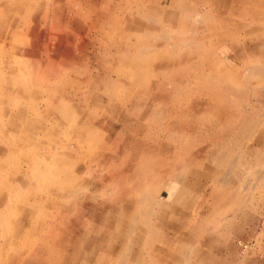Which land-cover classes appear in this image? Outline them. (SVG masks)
Segmentation results:
<instances>
[{
    "label": "rangeland",
    "instance_id": "374dc122",
    "mask_svg": "<svg viewBox=\"0 0 264 264\" xmlns=\"http://www.w3.org/2000/svg\"><path fill=\"white\" fill-rule=\"evenodd\" d=\"M0 35V105L25 82L33 150L55 153L48 182L84 189L29 206L23 133L0 125V161L20 183L6 168L0 182L38 216L19 214L15 244L45 239L32 264L73 245L67 264H264V0H0ZM25 102L0 119L24 126Z\"/></svg>",
    "mask_w": 264,
    "mask_h": 264
},
{
    "label": "bare ground",
    "instance_id": "6f19581e",
    "mask_svg": "<svg viewBox=\"0 0 264 264\" xmlns=\"http://www.w3.org/2000/svg\"><path fill=\"white\" fill-rule=\"evenodd\" d=\"M82 1V0H81ZM160 1V0H159ZM33 2V1H32ZM35 2V1H34ZM42 2V1H41ZM31 3V2H30ZM36 3V2H35ZM43 3V2H42ZM72 3V2H70ZM87 3V2H86ZM89 3V2H88ZM12 4V3H11ZM14 4V3H13ZM46 4V2H45ZM33 5V4H32ZM68 5V4H67ZM71 5V4H70ZM12 6V5H11ZM24 6V5H23ZM17 7V6H16ZM39 7V6H38ZM41 7V6H40ZM39 7V8H40ZM42 8V7H41ZM14 9V8H13ZM19 9V8H18ZM70 10V9H69ZM117 10V9H116ZM41 11V10H40ZM71 11V10H70ZM32 12V11H31ZM41 13V12H40ZM30 14V13H29ZM44 14V13H43ZM126 14V13H125ZM46 15V14H45ZM45 15H43L45 17ZM112 15V14H111ZM97 17V16H96ZM134 17V16H131V18ZM105 18V17H104ZM126 18V16H125ZM124 18V20H125ZM129 18V17H128ZM147 19V18H146ZM44 20V19H43ZM72 20V19H71ZM111 20V19H110ZM141 22V19L139 20ZM138 21V22H139ZM99 22V21H98ZM113 22V21H112ZM117 22V21H116ZM131 22V21H130ZM133 23V22H132ZM33 24V23H32ZM31 24V25H32ZM130 24V23H129ZM128 24V25H129ZM139 24V23H138ZM137 24V25H138ZM59 25V24H58ZM117 25V24H116ZM139 26V25H138ZM141 26V25H140ZM139 28V27H138ZM44 29V28H43ZM137 30V29H136ZM45 32V31H44ZM135 32V31H134ZM47 33V32H46ZM136 34V33H134ZM2 36V35H0ZM86 39V38H85ZM5 40V39H3ZM158 43V42H157ZM42 44V43H41ZM47 44V43H46ZM77 44V43H76ZM133 45V44H132ZM43 46V45H42ZM149 46V45H148ZM147 46V47H148ZM160 48V47H159ZM8 49V48H7ZM129 49V48H128ZM132 49V48H131ZM122 50V49H121ZM184 51V50H183ZM108 53V52H107ZM109 54V53H108ZM124 55V54H123ZM157 56V54H156ZM158 57V56H157ZM104 61V60H103ZM102 61V62H103ZM34 63V62H33ZM151 64V63H150ZM16 74L15 76H19L20 74L22 73H26V69L23 67V68H17L16 69ZM11 73H13V70L11 71ZM11 75V74H10ZM13 80V79H12ZM10 80L11 83L15 84L14 81ZM88 80V79H87ZM34 81V80H33ZM78 82V81H77ZM36 84V83H35ZM24 85V88H22V91L21 93L18 92V93H14L12 92V90H10V92H8V94L5 96L6 97V101H4L6 104H9L11 102H15L16 100H18L19 98H26L27 95H25V93H23V91H25V82L23 83ZM29 87V86H27ZM158 88V87H157ZM161 88V87H160ZM154 91V90H153ZM163 91V90H162ZM51 92V91H50ZM175 92V91H174ZM105 94V93H104ZM29 97V95H28ZM157 99V98H156ZM0 104H2L0 102ZM52 105V104H51ZM49 106V105H48ZM107 108V107H106ZM4 111H5V104L3 105H0V116L2 114H4ZM30 114H33L35 115V117H31L28 115H26L24 118H25V124L24 126H22L20 128V124L17 122V123H12V122H9L7 127H8V131L7 132H2V135H4L5 137L7 136H13L15 137L16 136V133H18L19 131L21 133H23V136H20L18 137L17 140H23L25 138H30V140H27L26 144H24L23 148H22V152L23 154H21L22 157L26 158V159H29V160H32L33 161V165H34V168L35 170L33 171V174L32 176L36 179L35 182L38 184V188L39 189H43L46 190L48 188L49 185H45V184H41V180L42 178H53V171L56 172L57 174V171L53 168H51L50 164L48 163L49 167H44V166H41V164H47L45 161H52L54 160V156H55V153L53 151L50 152V154H47V155H43L41 153H37V152H33V148L35 147V141L31 139V136L33 135L35 129L32 128V127H28L27 123H29V119L30 118H37L38 116V112L35 110V107H31L30 108ZM77 118V117H76ZM100 118V117H99ZM1 120V119H0ZM75 128L74 125H71L70 126V129H73ZM105 128V127H104ZM70 131V130H69ZM45 132V131H44ZM70 134H71V131H70ZM18 135V134H17ZM71 139H74L78 142V144L80 146H82L83 144L82 143V139H79V137H75L73 138V136L71 135L70 136ZM16 140V139H15ZM66 140V139H65ZM68 142H70V138L67 139ZM64 144V143H63ZM68 147V146H67ZM70 148V147H68ZM10 149V148H9ZM1 150V148H0ZM137 155V154H135ZM20 156V157H21ZM61 155H59L58 157H60ZM22 159V158H21ZM30 163V162H29ZM30 165V164H29ZM7 167L8 165L2 163L0 161V170H3V168H6L4 171H7ZM3 174H5V172H3ZM3 181L4 183H6V181H9L11 183H14L16 185L19 186V183H20V179L18 177H16L15 175H12V173L10 175H8L7 173L4 175V178H3ZM18 181V182H17ZM26 181V179H25ZM53 182V181H52ZM12 186V185H11ZM14 187V186H13ZM14 189V188H13ZM0 192H1V195H0V226L3 225L4 229H5V232L7 233V235L10 234V232H17V229L20 228V219H19V216L22 214L26 215L29 217V211H31V209L29 208H24V207H21L20 206V201L19 199H12V196L11 194L9 193V190H8V187H6V185H4L2 182H0ZM3 192V193H2ZM14 192V190H13ZM46 193V195H49V192L48 191H44ZM30 195V194H28ZM17 196V195H16ZM157 199L154 200L155 203H162V201H160V196L156 197ZM31 200L32 198L31 197H27L26 198V202L29 204V206L31 205ZM37 200V197L33 198L32 201H36ZM224 204V203H223ZM20 214V215H19ZM30 225L32 227V223L30 222ZM29 227V226H28ZM4 232V231H3ZM28 233V231H26V234ZM5 234V233H4ZM3 236V235H2ZM7 245V242L6 240H3L1 243H0V249L3 247V246H6ZM19 246L20 247H25L24 244H20L19 243ZM7 255H9V252H7ZM7 258V261H6V264H11V263H16V264H21V256L20 255H16L14 257L15 261L13 258H10L9 256L6 257ZM117 263V262H116ZM0 264H1V260H0Z\"/></svg>",
    "mask_w": 264,
    "mask_h": 264
},
{
    "label": "crops",
    "instance_id": "0c3cea01",
    "mask_svg": "<svg viewBox=\"0 0 264 264\" xmlns=\"http://www.w3.org/2000/svg\"><path fill=\"white\" fill-rule=\"evenodd\" d=\"M0 89H1V87H0ZM4 94H5V96L8 94V92H5L4 91ZM29 98V97H28ZM25 99L26 98H19L18 100H16L15 102H11V103H9V104H5V111H4V113L7 111L6 110V107H8L9 105H13V110L14 111H16V112H19V110L21 109L20 107H17L16 106V104H18V103H24L25 102ZM2 103V102H1ZM25 103H28L27 105H28V109H27V114H29V116H31V117H35V115H33V114H30V108L33 106L32 105V101L31 100H29V102H25ZM34 107V106H33ZM35 110L37 111V109L35 108ZM25 112H26V110H25ZM26 115H25V113H24V117H25ZM38 117V116H37ZM61 117V119L64 117L63 115H61L60 116ZM35 119L36 118H30L29 119V123H27V125H28V127H32V128H34L35 129V127L32 125H30V123H32L33 121H35ZM8 123L9 122H5V121H3V119H1L0 120V125L2 126V127H6V128H8L7 127V125H8ZM72 124L70 123L69 125L67 124V126H68V129H70V126H71ZM33 135L31 136V139L33 140ZM27 140H30V138H25V139H23V140H17V142L19 143V145L21 146V150H22V148H23V146H24V144H26V142H27ZM33 149H38V145H37V143H35V147L33 148ZM33 152H35L34 150H33ZM37 153H39V151L37 152ZM5 170V169H4ZM9 173H10V171H8ZM7 173V171H5V174ZM5 174H3V175H5ZM4 178V177H3ZM48 179L49 178H42V180H41V184H45V185H49L48 186V188L46 189V190H44V191H48L49 192V195H48V198H46L45 200H43V199H41L40 197H39V195L38 196H35V192H44L43 191V189H39L38 188V184L36 183V189H35V192L32 194V200H33V198H35V197H37V200L36 201H32L31 200V205H33V204H35V203H37V204H40V205H43V206H45V205H48V202L50 203V204H53V203H55V202H61V203H69L70 201H72L73 199L75 200V197L77 196V195H80V194H83V192H84V189H83V187H71L70 189H69V192H67V193H63L62 191H54V184H55V182L53 181H51V182H48ZM70 179H72L71 177L69 178L68 176H66V178H65V183L67 184V182H69L70 181ZM73 180V179H72ZM71 180V181H72ZM45 193V192H44ZM158 196H160V201H161V198H162V196L161 195H158ZM158 196H156V197H158ZM156 197H154L153 198V201H152V204H154L155 202H154V200L155 199H157ZM163 202V201H162ZM36 217L37 215H35V212H33L32 210L31 211H29V217ZM38 217V216H37ZM35 224V225H34ZM31 229H34V230H37L38 229V225L36 224V223H32V227H31ZM16 233L17 232H15V233H13V232H10V234L9 235H7V237H6V239H3V240H6V242H7V245L6 246H3L1 249H0V260H1V264H6V261H7V258L6 257H10V258H13L14 259V257L16 256V255H20L21 256V264H27V262L28 263H30V264H32L30 261H29V259H30V255H34V254H36L37 255V253H43V250L44 249H41V248H37V242H41V243H45V239L42 237V234H40L39 235V232L35 235V239H33V240H31V239H29L26 243L25 242H22V244H24L25 245V247H20V248H26V252L24 253V255H23V253H21L20 254V252L18 253V251H16V254H12L11 252H10V249L12 248V247H14V248H17V244L19 243V241H17V243L15 244V242H16V239H15V235H16ZM27 235V237H28V235H29V231H28V233L26 234ZM2 240V241H3ZM2 241H0V243L2 242ZM49 240L47 239V242H48ZM45 247L46 248H50V245L49 246H47L46 244H45ZM7 252H9V255H7ZM39 253V254H40ZM78 254H80L79 253V250H78V247L77 246H75V245H73V251H66V256L64 257V258H61V259H59L57 262H58V264H67L68 262H66L67 261V258L69 259V262H71L72 260H74L75 259V256H77ZM39 256V255H38ZM14 261H15V259H14ZM11 264H16V263H11ZM70 264H73V263H70Z\"/></svg>",
    "mask_w": 264,
    "mask_h": 264
}]
</instances>
